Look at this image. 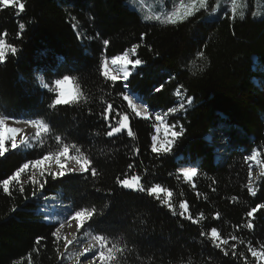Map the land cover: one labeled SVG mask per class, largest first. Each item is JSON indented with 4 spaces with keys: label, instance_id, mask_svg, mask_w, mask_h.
I'll return each mask as SVG.
<instances>
[{
    "label": "trees",
    "instance_id": "16d2710c",
    "mask_svg": "<svg viewBox=\"0 0 264 264\" xmlns=\"http://www.w3.org/2000/svg\"><path fill=\"white\" fill-rule=\"evenodd\" d=\"M217 1L207 0L205 9L177 24L145 20L128 0H21L23 12L0 4V40L7 46L0 62V113L49 125L32 147L15 153L9 148L0 158V182L64 143L71 151L75 144L96 169L95 176L91 169L56 180L48 176L35 198L38 186L29 180L23 193L21 183L10 185L11 195L0 187V264H62L61 242L52 235L57 223L37 211L52 194L74 212L95 209L85 227L121 249L115 264H264L250 251L264 252V208H257L264 204V173L253 197L246 163L255 148L263 151L264 163V88L255 81L264 79V17L254 16V0H248L242 19L210 18ZM134 45L133 60L143 64L131 71L126 90L121 79L103 76L102 64ZM8 46L17 49L15 55ZM64 75L76 84L77 99L53 106L54 83ZM128 91L152 112L172 108L183 93L184 107L168 118L175 131H184L171 153L152 152L156 120L152 113L133 114L123 98ZM123 116L128 128L109 137ZM215 132L226 137L221 157ZM195 161L197 175L185 182L179 168ZM128 176H139L145 191L117 183ZM156 185L172 192L174 208L148 194ZM184 202L189 211L182 217ZM213 228L227 244L213 240Z\"/></svg>",
    "mask_w": 264,
    "mask_h": 264
},
{
    "label": "snow or ice",
    "instance_id": "6c2138e0",
    "mask_svg": "<svg viewBox=\"0 0 264 264\" xmlns=\"http://www.w3.org/2000/svg\"><path fill=\"white\" fill-rule=\"evenodd\" d=\"M0 4L4 5L5 7H8L10 5L12 6H17L18 5V9L20 12L24 11L25 5L23 2H21V0H0ZM197 5H199L197 7ZM207 5V0H192V3L190 5H188L187 7H185V5L181 4V9H183L182 12H177L174 13L173 15L168 16L167 18V23H171V24H177L178 20H184L187 19L188 17L193 16L196 12H198L201 8H205ZM231 11L233 14V18L235 17V15L237 14L238 11V0H231ZM239 16L242 19L244 16V13L241 11L239 12ZM146 19H151V17H146ZM157 20L160 19V17H156ZM165 22V21H162ZM19 28L21 30H23L25 28V25L23 23H21L19 25ZM105 46L108 45V41L105 40L104 41ZM6 45L4 43L3 40H0V62H4L5 61V49ZM10 47V50L12 52L13 55L16 54L17 49L14 46H8ZM139 47L138 45H134L133 48L131 49V52L133 55H135L136 53V48ZM203 55V54H201ZM112 63L113 64H120L123 66V81L125 83H123V88L124 89H128L129 85L128 83H126L129 78L133 75V72L129 71V67H131V69H137L138 67H140L143 64V61L141 59H130L129 58V52L125 51L122 55H118L112 58ZM103 76L107 77L109 80L116 82L118 81L120 78L116 75H113L109 72L108 70V62L107 59H105L104 63H103ZM70 76L69 75H64L62 79H57L55 81L56 86L59 88V93L57 98L54 100V105L53 106H60V105H68L69 103L75 101L77 99V95L76 93L73 92H67L65 90V85L70 83ZM45 88L48 87L47 84L44 85ZM163 85H161L160 87H157L155 89V91L159 92L161 91ZM124 100L128 101L129 105L133 108V110H136V105L133 103L130 95L125 94L124 95ZM187 103L189 105H192L194 103V100L192 98H188ZM181 108L184 107V104L180 105ZM112 106L109 105V109H111ZM171 112L175 113L177 111L176 108H172L170 109ZM137 115H140L139 112H137ZM107 119V117H105ZM157 119L159 120L160 117H157ZM26 123L30 124L31 126L35 127L37 129L36 131V137L39 138L41 136L42 133H47L49 131V125L44 123L41 120H36V119H32V120H27L25 121ZM172 127H175V125H173ZM6 128V117H0V129H5ZM128 128V117L125 116L121 122H120V126L119 127H112L111 131H109L107 133V135L109 137H112L114 134L120 133L123 129H127ZM6 130L10 133L9 136L5 137L3 135H0V158H5L6 154L9 153L10 149L8 147H6V141H10V145H11V152L15 153L16 151H18L22 145H28V141L26 139H21L19 141V143L17 142V134L22 132V129L20 128H16V127H7ZM128 136H132L133 133L131 131H128ZM184 135V131L183 128L181 127L179 131H172L171 132V139L167 140L164 144H160L158 145L155 142V137H153V144H152V152L153 153H171L173 151L174 148H176L178 146V143L180 141V139L183 137ZM55 140L57 141V143L61 142V137L59 135H57L55 137ZM30 146V145H28ZM71 149H75V151L77 152V155H70V146L67 143L63 144V147L56 153H47L45 155L42 156V158H38V159H30L27 160L26 162L22 163V165L20 167H18L13 174H11L10 176H8L7 178H4L2 180V182H0V187H2L3 192L6 195H11V189H10V185L13 182H17L20 183L21 181V175L22 173H25L30 167L33 169H37L39 170V175L40 177H45V183H40L35 175H33L31 177V181L33 185H37V189L35 191L32 192V196L35 198L38 195L42 194L43 189L45 188V184L47 182L46 177L50 176L53 180H56L58 178H64L67 175H70L72 173H87L89 172V170L91 169V174L93 176L96 175V169L94 167H91L92 162L80 151V149L75 145H71ZM252 159H255V156L251 157ZM69 161L74 162V165L76 167H69L68 163ZM55 167L58 169V171H52L51 169V165L53 164ZM129 167L131 168L132 166L129 165ZM183 176L187 177L189 180H191L193 177H195L197 175V168L196 167H184L181 169ZM117 183L125 189H131L134 191H140V192H144L145 189L143 188V186L140 183V177L139 176H133L131 179L125 178V179H120L117 178ZM19 191L21 193H23L25 191L23 184L20 185ZM248 191L251 193V195L253 197H255L257 195V192L252 189L251 187H249ZM147 192L149 195H157L160 192H167V196L171 197L172 196V192L168 191L164 188H161L160 185H156L154 187H150L147 189ZM46 199V197H45ZM165 203H168V201L166 200ZM183 211L180 213V215L183 217L185 213H187L189 211V207L187 202L181 203L179 206ZM257 208H264V204H260L257 205ZM257 208L252 209V211H250L248 213V216H252L254 212L257 211ZM13 211H15V209H13ZM95 213V209L92 210H88L87 208H82L81 210H77L74 212L73 215H71L70 219L75 220L78 222L77 224V228H81L85 225L86 221H89L92 219V217L94 216ZM173 215H175V213H173ZM186 219L192 221L193 223H196L195 220H193L191 215H188L187 217H185ZM64 227L63 224L60 225L59 228H56V230L52 233L53 236L57 237V239H59L58 233L60 231V228ZM248 227L251 228L252 224L249 223ZM211 237L213 238V240H219L220 236L218 231L213 228L211 230L210 233ZM40 237L37 238V243H39L40 241ZM95 240L100 242V247L101 249L104 248L106 240L103 236H95L94 237ZM233 239H235V237H233ZM72 240H68L67 244H71ZM223 244H227L228 241L227 240H223L222 241ZM220 245L217 244L216 247H219ZM89 249H86V251H88ZM113 250L115 251H121V249L117 248L116 245L112 246V249H109V254L106 255L105 252L103 250H101L99 252V260L102 262V264H107V261H111L114 259L113 256ZM251 254L253 257H259L260 259H264V252H257L253 249H250ZM227 255V253H225ZM96 261V254L93 253V255L89 258V264H95ZM29 264H31V262H29Z\"/></svg>",
    "mask_w": 264,
    "mask_h": 264
},
{
    "label": "rangeland",
    "instance_id": "374dc122",
    "mask_svg": "<svg viewBox=\"0 0 264 264\" xmlns=\"http://www.w3.org/2000/svg\"><path fill=\"white\" fill-rule=\"evenodd\" d=\"M128 3L133 8L139 11L143 19L148 20V21H157V22L165 21L163 23H167L166 21H167L168 16L173 15L174 13L183 11V9H181L180 7L181 4L187 7L188 5L192 3V0H128ZM247 5H248V0H238V11L236 15H239V12L241 11L244 12V9L247 7ZM198 6L199 5H197V7ZM231 7H232L231 0H218L214 8L208 10L207 14L210 18H216L217 16L225 15V14H230L231 16H233ZM205 8H201V9H205ZM254 16L264 17V0H254ZM146 17H151V19H146ZM156 17H160V19L157 20ZM79 36L81 38V34H79ZM4 51L6 53L7 46L5 47ZM128 52H129V58L133 59L131 49L128 50ZM112 58L113 57L105 58L107 59V62H108V70L111 74L118 76L123 81V71H124L123 66L120 64H113ZM128 70L132 71L133 69L129 67ZM255 81L260 87L264 88V79H261V80L255 79ZM53 88L56 91L57 96H58L59 88L56 86L55 83H54ZM65 90L67 92L74 91L76 95L78 96V88L72 79H70L69 84L65 85ZM126 94L130 95L133 103L137 106L136 110L134 111L133 108L129 105L134 115H137V112L140 113V115H137L138 117H148L151 113L154 115V119L156 120V133L153 136L155 137V142L158 145H160V144H164L167 140L171 139V132L174 131V129L168 123L169 116L173 114V112H171L170 109L176 108L177 111L181 109L180 105L184 104L183 93L182 92L178 93L179 97L176 100V103L174 104L172 108L168 110H159L155 112H152L149 109L148 105L144 101H142L138 97L137 94H134L131 91H128ZM0 117H5V116H2V114L0 113ZM124 117L125 116H123V118ZM157 117H160V119L158 120ZM25 121H27V119H11V118L6 117V128L16 127V128L22 129V132L17 134V142L19 143L21 139H26L28 141V145H30V146L22 145L21 148L24 150L26 148L32 147L37 142V140H39L45 134V133H42L41 136L37 138L36 137L37 129L31 126L30 124L26 123ZM6 128L0 129V135H3L5 137L10 135V133L6 130ZM214 136L216 137L215 142H217V144H220L218 147V151L221 153L219 155L221 157L222 154L225 155L224 151L226 149L225 148L226 137L223 135V133H220V132H215ZM6 147L11 148L10 141H6ZM262 154H263L262 150L255 148L253 152H251L248 156H246L247 172H248L247 185H248V188L251 187L254 190H255V186H256V183L260 175L264 173V163L262 160ZM70 155H77V152L75 150L74 151L70 150ZM253 156H255V159L251 158ZM68 166L76 167L74 165V162L72 161H69ZM184 167L191 168V167H196V165H194V162H189L187 164L181 165L179 168V172L181 173L184 181L191 183L194 177L191 180H189L187 177L183 176L181 169ZM50 170L58 171V169L54 165V162L51 165ZM33 175H35L36 179L39 180L40 178L39 170L33 169L30 167L25 173H22L20 183L24 184L28 180L31 181V177ZM132 177L133 176H128L127 178L131 179ZM157 196L164 203L167 200L168 203H165V204H167L171 208H174V206L170 202L171 201L170 197L167 196V192H160L159 194H157ZM52 198H55V199L52 200V202L49 201ZM56 202H58L61 206L64 205V207L66 208L69 207L68 205L62 202V200L59 198L58 195L52 194L44 200V204L40 206L37 209V211L43 212V219L46 222L57 223L56 228H59L58 226H60L61 224L72 228L73 237L75 240H74V245H72L73 247H71V250L69 252L64 251L66 247L65 235L63 236L58 235L59 239L57 240L61 242V246H60L59 253H58V260L62 262V264H89V258L93 255V253H95L96 254L95 264H102V262L99 260V255H98L99 252L103 250L105 254L108 255L109 249H112V246L109 245L108 242L106 241L104 248L101 249L100 242L94 239V237L98 235H95L94 233H92V231L87 229L85 225L78 229L77 228L78 222L70 219L71 215L74 214L73 209L71 207H70L71 211L69 214H65L64 211H60V214L58 213V215H55V216L51 215L50 212L46 208H48L50 204H54ZM179 210L180 212L183 211L180 207H179ZM220 241L222 240L220 239ZM86 249H89V250L86 251ZM257 252H261V251L257 250ZM112 254L115 257L116 251L113 250ZM257 258L259 260L264 261V259H260L259 257ZM107 264H115V262L114 260H111V261H107Z\"/></svg>",
    "mask_w": 264,
    "mask_h": 264
},
{
    "label": "bare ground",
    "instance_id": "6f19581e",
    "mask_svg": "<svg viewBox=\"0 0 264 264\" xmlns=\"http://www.w3.org/2000/svg\"><path fill=\"white\" fill-rule=\"evenodd\" d=\"M22 137V136H21ZM55 198L50 199L49 201L52 202V200H54ZM51 215H58V213L60 214V211H64L65 214H69L71 211V208H65L64 206H61L58 202L54 203V204H50L48 206V208H46ZM60 227V226H58ZM59 236H63L65 235L66 238V247L64 249L65 252H69L71 250V247H73L72 245H74V237H73V231L71 227H68L66 225H64V227L60 228V231L58 233ZM68 240H72L71 244H67Z\"/></svg>",
    "mask_w": 264,
    "mask_h": 264
}]
</instances>
